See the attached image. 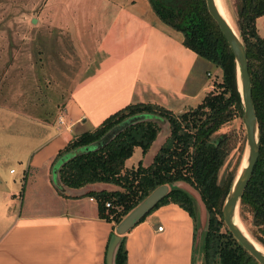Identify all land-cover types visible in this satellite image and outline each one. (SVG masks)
Instances as JSON below:
<instances>
[{"label": "crops", "instance_id": "obj_1", "mask_svg": "<svg viewBox=\"0 0 264 264\" xmlns=\"http://www.w3.org/2000/svg\"><path fill=\"white\" fill-rule=\"evenodd\" d=\"M52 5L59 11L50 9L53 25L69 29L79 58L55 118H34L36 133H45L41 141L31 145L34 137L26 138L21 128L26 123L5 126L0 136V264H102L113 223L98 217L97 202L86 192L114 187L92 184L60 193L51 168L55 156L128 104L172 105L181 112L219 81L205 88L209 61L185 47L181 33L164 25L148 0ZM60 49L55 44L53 59L67 66ZM196 232L184 209L161 205L125 234L127 264H202Z\"/></svg>", "mask_w": 264, "mask_h": 264}, {"label": "trees", "instance_id": "obj_2", "mask_svg": "<svg viewBox=\"0 0 264 264\" xmlns=\"http://www.w3.org/2000/svg\"><path fill=\"white\" fill-rule=\"evenodd\" d=\"M160 21L182 35V44L221 69V79L214 82L195 106L174 113L154 103H132L105 118L97 127L73 138L55 156L51 168L57 169L60 193L92 184H109L111 190H89L97 202L98 217L116 225L152 190L166 184L168 193L135 225L157 207L173 203L184 209L197 223L199 202L205 211V228L200 253L202 264H259L232 236L222 217V206L241 165L245 136L238 144L236 134L213 133L235 117L242 118V102L237 89L236 63L231 49L206 6V0H148ZM228 10L244 45L251 81L252 102L258 122L259 154L252 174L240 198L238 215L250 236L264 247V38L255 20L264 14V0H230ZM145 118L126 125L103 144L68 157L65 154L85 148L103 138L124 120ZM161 122H166L165 140L151 163L126 166L125 161L138 146L145 153L157 136ZM238 145V146H237ZM239 154L222 182L221 166L234 148ZM190 186L200 201L188 189ZM109 202L110 206L105 203ZM134 225V226H135ZM133 226V227H134ZM132 229V228H131ZM130 231V230H129ZM128 231V232H129ZM108 244V242H107ZM107 245L104 251L105 263ZM114 264H127L125 234L115 252Z\"/></svg>", "mask_w": 264, "mask_h": 264}, {"label": "rangeland", "instance_id": "obj_3", "mask_svg": "<svg viewBox=\"0 0 264 264\" xmlns=\"http://www.w3.org/2000/svg\"><path fill=\"white\" fill-rule=\"evenodd\" d=\"M229 2L230 0L224 1L227 9ZM52 6V0H0V136L3 137L5 126L13 129L17 124L26 123L21 125V128L24 127L23 135L26 138L34 137L31 145L45 137V133L42 134L43 131L36 133L34 118H55L58 108L65 101L67 95L65 88L67 89L68 80L75 71L74 65L79 58L74 48V42L77 41L73 35L69 34V29L66 27L60 29L53 25L55 19L52 21L49 15ZM255 25L258 34L264 38V14L256 18ZM55 44L56 48L61 47L58 51L60 62L63 61L62 65L67 66L58 67L54 61L52 52L55 54ZM207 71L210 76L205 74ZM203 79L205 88H208L213 81L221 79V69L211 62L204 63ZM204 93L202 91L190 106L197 105ZM9 107H11L10 110H8ZM164 107L174 113L179 112L176 107L173 109L172 105ZM188 108L189 106H184L181 112ZM167 132V123L161 122V128L147 151L143 153L140 147H134L132 155L125 161L126 166L136 167L140 160L142 165H149L160 145L165 140L169 141L165 139ZM224 132L236 134L239 144L245 136L242 118L235 117L223 124L213 133V136ZM238 154L236 147L225 160L219 170V182L223 181L227 171L233 167ZM10 167L16 168L14 165ZM181 186L192 192L200 201L199 195L190 186L186 184ZM205 219L204 208L199 202L195 244L197 256H201L199 249Z\"/></svg>", "mask_w": 264, "mask_h": 264}, {"label": "water", "instance_id": "obj_4", "mask_svg": "<svg viewBox=\"0 0 264 264\" xmlns=\"http://www.w3.org/2000/svg\"><path fill=\"white\" fill-rule=\"evenodd\" d=\"M208 12L219 26L226 42L231 49L236 63L237 89L242 102V120L245 127V151L246 165L238 170L235 180L226 196L222 206V217L224 224L236 241L259 263L264 264V253L256 247L254 242L246 236L242 230L235 224L234 217L238 215L240 198L252 174L253 166L259 154L258 122L252 102L251 81L248 72V60L244 45L238 34L234 33L226 19L221 15L214 0H206ZM151 118L148 115H137L130 117L111 129L99 141L88 147L73 151L70 156L77 153L94 149L100 146L107 139L126 125L145 118ZM68 156V157H70ZM68 157L62 160L63 163ZM57 169H54L56 173ZM55 184L58 185V179L55 176ZM182 183H174L171 186H181ZM170 186L162 184L152 190L136 207H134L123 219L116 225L114 233L110 236L106 254L105 263L114 264L115 252L121 242L122 236L126 234L143 216H145L153 206L159 202L169 191Z\"/></svg>", "mask_w": 264, "mask_h": 264}, {"label": "bare ground", "instance_id": "obj_5", "mask_svg": "<svg viewBox=\"0 0 264 264\" xmlns=\"http://www.w3.org/2000/svg\"><path fill=\"white\" fill-rule=\"evenodd\" d=\"M214 1L221 15L226 19V21L228 22V24L230 25V27L232 28L236 36H238V32H237L234 20L230 12L228 11L227 7L224 4L225 0L224 1L214 0ZM245 165H246V154L244 155L243 161L241 163V168H243ZM234 222L242 230V232L254 242L256 247L264 253V247L250 236V234L247 232L246 228L244 227L243 223L241 222L240 218L237 215L234 217Z\"/></svg>", "mask_w": 264, "mask_h": 264}, {"label": "built area", "instance_id": "obj_6", "mask_svg": "<svg viewBox=\"0 0 264 264\" xmlns=\"http://www.w3.org/2000/svg\"><path fill=\"white\" fill-rule=\"evenodd\" d=\"M105 205L108 207V206H110V203H109V202H106ZM161 228H162V227L159 226V227H158V230H161Z\"/></svg>", "mask_w": 264, "mask_h": 264}]
</instances>
